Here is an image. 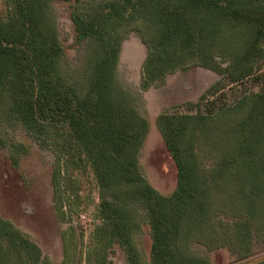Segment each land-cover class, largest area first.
Instances as JSON below:
<instances>
[{"label": "trees", "instance_id": "trees-1", "mask_svg": "<svg viewBox=\"0 0 264 264\" xmlns=\"http://www.w3.org/2000/svg\"><path fill=\"white\" fill-rule=\"evenodd\" d=\"M5 2L0 110L35 137L58 125L67 130L98 184L105 252L116 244L127 264H138L133 208L145 213L149 264H210L191 245L222 246L211 221L229 207L238 243L264 227V0ZM56 2L69 5L74 46L85 48L80 83H67L61 73L66 53L53 16ZM126 30L146 50L141 90L190 65L232 84L253 76L262 83L257 93L217 113L157 116L176 167L169 196L149 185L140 170L149 123L137 111L138 94L117 78ZM201 100L213 105L207 96ZM0 264L47 263L36 244L0 218Z\"/></svg>", "mask_w": 264, "mask_h": 264}, {"label": "rangeland", "instance_id": "rangeland-1", "mask_svg": "<svg viewBox=\"0 0 264 264\" xmlns=\"http://www.w3.org/2000/svg\"><path fill=\"white\" fill-rule=\"evenodd\" d=\"M53 8L58 37L66 53L61 73L67 83H80L85 48L74 46L69 5L56 2ZM6 11L5 0H0V15ZM123 36L117 78L138 94L137 111L149 123L139 154L140 170L149 185L169 196L176 187V167L156 127L157 116L217 113L242 96L257 93L262 83L253 76L232 84L224 76L190 65L141 90L146 50L131 30ZM262 70L260 75L264 74V64ZM202 96L213 105L208 108L210 103L201 102ZM99 202V188L90 164L69 140L65 128L54 126L46 135L35 137L0 110V218L36 244L47 264H127L118 245L103 250ZM229 209L232 207L220 219L211 221L224 240L222 246L212 249L193 242L192 253L210 264H264V227L247 235L243 244L238 243ZM131 211L137 223L133 240L138 264H149L151 240L145 213L139 208ZM218 220L222 221L221 227Z\"/></svg>", "mask_w": 264, "mask_h": 264}]
</instances>
